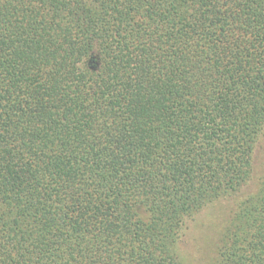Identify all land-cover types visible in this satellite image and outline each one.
<instances>
[{"label":"trees","instance_id":"obj_1","mask_svg":"<svg viewBox=\"0 0 264 264\" xmlns=\"http://www.w3.org/2000/svg\"><path fill=\"white\" fill-rule=\"evenodd\" d=\"M264 0H0V264H264Z\"/></svg>","mask_w":264,"mask_h":264},{"label":"rangeland","instance_id":"obj_2","mask_svg":"<svg viewBox=\"0 0 264 264\" xmlns=\"http://www.w3.org/2000/svg\"><path fill=\"white\" fill-rule=\"evenodd\" d=\"M254 159V172L243 192L254 191L261 174H264V131L257 143ZM234 201V196L225 197L187 219L179 247L186 264H220L218 246Z\"/></svg>","mask_w":264,"mask_h":264}]
</instances>
